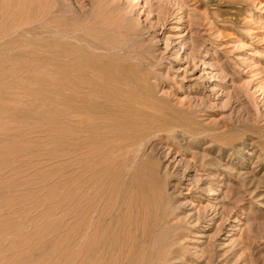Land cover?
I'll return each mask as SVG.
<instances>
[{"label":"rangeland","instance_id":"rangeland-1","mask_svg":"<svg viewBox=\"0 0 264 264\" xmlns=\"http://www.w3.org/2000/svg\"><path fill=\"white\" fill-rule=\"evenodd\" d=\"M86 232L264 264V0H0V264H73Z\"/></svg>","mask_w":264,"mask_h":264},{"label":"bare ground","instance_id":"bare-ground-1","mask_svg":"<svg viewBox=\"0 0 264 264\" xmlns=\"http://www.w3.org/2000/svg\"><path fill=\"white\" fill-rule=\"evenodd\" d=\"M94 115V114H93ZM98 114H96L95 113V117L97 116ZM90 117V116H89ZM91 117H93V116H91ZM90 119V118H89ZM87 122V121H86ZM102 122V121H101ZM92 124L93 123H91V126H92ZM95 124H99V122L98 123H95ZM101 126H103L102 124H100ZM96 126V125H95ZM107 125H105V127H106ZM93 127V126H92ZM94 128V127H93ZM98 128H99V126H98ZM105 129V128H104ZM92 130H95V128L94 129H92ZM100 130V129H99ZM100 131H102V130H100ZM99 131V132H100ZM94 132V131H93ZM102 133V132H101ZM100 133V134H101ZM96 135H97V132L95 133ZM98 136H102V135H98ZM117 142V141H116ZM115 142V144H117ZM107 145V144H106ZM110 145V144H109ZM121 145H123V144H121ZM120 145V146H121ZM116 146V145H115ZM119 146V147H120ZM124 146V145H123ZM95 148H97V147H95ZM117 148H118V144H117ZM122 148V147H121ZM98 151H99V149H98ZM98 151H95L94 150V153H96V152H98ZM103 151V150H102ZM104 152V151H103ZM98 153H101V151L100 152H98ZM103 154V153H102ZM104 154H105V152H104ZM108 155V154H107ZM95 157H97V156H95ZM100 157H101V154H100ZM99 159V158H98ZM151 180V179H150ZM154 181V180H153ZM148 182H149V180H148ZM151 182V181H150ZM150 182L149 183H146V181H145V183L146 184H150ZM145 183L144 182H138V188H135L134 190H136L137 189V194H138V199H139V201H140V203H142L143 204V206L145 207V208H148L149 206H150V194H152V196L154 195L153 193H154V191L153 190H156V189H152L151 188V184L150 185H147V187H148V189H149V191H147V189H145L146 187H145ZM155 183V182H154ZM156 184V183H155ZM155 184H153V186L155 185ZM150 186V187H149ZM157 187V186H156ZM160 189V188H159ZM102 190V189H101ZM145 190L147 191V192H145ZM100 192V191H99ZM135 192V191H134ZM161 192V191H160ZM147 193V194H146ZM150 193V194H149ZM156 193H157V191H156ZM136 194V193H135ZM136 194V195H137ZM160 195V194H159ZM99 198V197H98ZM152 198V197H151ZM156 200V199H155ZM154 200V201H155ZM151 201H152V199H151ZM156 202V201H155ZM159 202V201H158ZM90 205V204H89ZM88 205V206H89ZM120 205H121V203H120ZM153 205V204H152ZM102 207V206H101ZM153 207V206H152ZM151 207V208H152ZM157 207V206H156ZM91 209V208H90ZM158 209V208H157ZM99 210V209H98ZM101 210V209H100ZM100 210H99V212H100ZM103 210V209H102ZM96 211V210H95ZM97 214V213H96ZM100 214V213H99ZM105 215V214H104ZM99 216V215H98ZM93 218V217H92ZM101 218H103V216H101ZM100 218V221L101 220H103V219H101ZM133 221V220H132ZM131 221V222H132ZM138 221V220H137ZM122 222V221H121ZM126 222V221H125ZM135 222V221H134ZM161 222H165V220L163 219V220H160V223ZM103 223V222H102ZM124 223V222H123ZM100 224L101 223H99V226H100ZM104 224V223H103ZM120 224V223H119ZM136 224V223H135ZM135 224L134 225H130V224H128L129 226L128 227H130L129 228V230L130 229H132L134 226H135ZM96 225V224H95ZM121 225H122V223H121ZM103 227H104V225H102ZM116 226H117V224H116ZM116 226H114L113 228H116V229H118L119 231H120V229H121V231H122V228L120 227V228H117ZM88 228H89V230H92V225H91V222L88 224V226H87ZM87 228V229H88ZM101 228V227H100ZM111 228V227H110ZM127 228V227H126ZM112 229V228H111ZM128 229V228H127ZM93 230H94V228H93ZM92 230V231H93ZM101 230H102V228H101ZM125 230V229H124ZM134 229H132V231H133ZM105 231V230H104ZM108 231V230H107ZM113 231H114V229H113ZM91 232V231H90ZM98 232H99V230H98ZM106 233H108V232H104V234H98L97 233V235H96V238L93 236V238H92V235H90L91 237L90 238H88L87 236V232H86V239H87V241L85 242V245H84V247H85V250L83 251V253H82V251H81V249L80 248H78V246H77V243L75 244V242H74V245H76L77 246V248H78V250H77V252H76V254H74L75 256L73 257V259L71 258V262H73V264L75 263V264H89V263H91V261H93L94 262V264H123L125 261H127L128 259H131L130 258V255H129V252H128V250L126 249V244H125V240L123 241V239H124V237L125 236H123V238H119L118 237V235H114V237H112V238H109V236H111L110 234H113V233H116V232H113V233H111L110 232V234L108 235V234H106ZM89 234V233H88ZM91 234H93V233H91ZM119 234V233H118ZM121 234V233H120ZM130 234V233H129ZM95 235V234H94ZM99 235H100V237H99ZM131 235V234H130ZM113 236V235H112ZM121 236H122V234H121ZM143 236V235H142ZM85 237V236H84ZM77 239V238H76ZM128 239V238H127ZM79 240V239H78ZM130 240V239H129ZM77 242H79V241H77ZM131 243V242H130ZM128 245H129V243H128ZM127 245V246H128ZM80 247V246H79ZM82 247V246H81ZM130 247V246H129ZM84 249V248H83ZM82 249V250H83ZM84 253H85V255H86V260L83 258V255H84ZM132 253V252H131ZM134 253V252H133ZM132 255H134V254H132ZM42 261V260H41ZM76 261V262H75ZM49 263V262H48ZM40 264V263H39ZM93 264V263H92Z\"/></svg>","mask_w":264,"mask_h":264}]
</instances>
